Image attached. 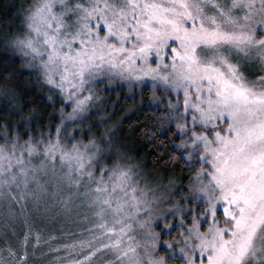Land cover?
Listing matches in <instances>:
<instances>
[{
    "label": "snow or ice",
    "instance_id": "1",
    "mask_svg": "<svg viewBox=\"0 0 264 264\" xmlns=\"http://www.w3.org/2000/svg\"><path fill=\"white\" fill-rule=\"evenodd\" d=\"M19 23L0 47L58 115L0 113L17 121H0V209L13 235L8 221L23 226L0 264H30V242L37 256V221L77 218L88 227L61 231L43 264H264V0H28ZM147 83L164 95L163 158L80 127L101 92ZM162 163L187 175L165 183L150 167Z\"/></svg>",
    "mask_w": 264,
    "mask_h": 264
},
{
    "label": "trees",
    "instance_id": "2",
    "mask_svg": "<svg viewBox=\"0 0 264 264\" xmlns=\"http://www.w3.org/2000/svg\"><path fill=\"white\" fill-rule=\"evenodd\" d=\"M27 1L28 0H0V39L3 38L5 30L9 29L10 23L16 30H20L19 12ZM5 55H11V61L6 62L3 59ZM5 69H14L16 71H13L11 73V78L6 80L4 78ZM22 72L25 71L21 59L15 55V53H6L4 48L0 47V113H2L3 109L10 105L12 101L18 107L17 112L23 111L24 115L46 113V110L45 112H43V110L47 107H41L47 103L43 93L36 89H32L30 86L27 87L28 75ZM5 86L13 90L11 94H5ZM151 95L150 90H145L142 93V103L137 98L133 100H125L123 98V105L125 104V107H127L126 110L128 111V117L125 120L119 119L121 128L120 133L126 147L125 151L130 155H134L137 159H151V154L153 152H156L158 156L163 158L166 152L172 151L170 137L161 133L159 125L154 118L158 117L165 108L162 107V105L157 104V100H153ZM8 96L12 97V100L10 99L9 101ZM151 103L156 104L157 108H153ZM29 105H31V108H29ZM120 108V106L119 109L116 108L119 110L116 118H120V113L122 110H125L124 108ZM5 119H11V117L0 114V121H4ZM112 121L113 122L109 125L107 124V129L117 128L115 120ZM54 122L56 123L55 119ZM95 131L97 134L99 133V129L95 128ZM173 139L175 142H179V137H174ZM153 140L155 141V144L152 143ZM161 141L163 142L164 148L157 150L156 144H160ZM150 167L164 175H167L168 173H172V175L178 177L187 175L186 168L183 172L176 171L173 173L172 169L175 168L176 165L162 163L159 165L152 164ZM180 167L183 168L185 166L181 164ZM178 183H186V181H179Z\"/></svg>",
    "mask_w": 264,
    "mask_h": 264
},
{
    "label": "rangeland",
    "instance_id": "3",
    "mask_svg": "<svg viewBox=\"0 0 264 264\" xmlns=\"http://www.w3.org/2000/svg\"><path fill=\"white\" fill-rule=\"evenodd\" d=\"M15 55H17L19 57V54L15 53ZM22 63H23V61H22ZM24 71L25 72H22V73L28 75L27 76V78H28L27 87L30 86L32 89H36L39 92H42L44 97H46L48 95H52V93L45 90L44 85L37 82V78L35 75H30L29 71L25 68H24ZM112 87L115 89L114 91L110 90V91H105V92L100 93L102 100L95 101V105L92 109L91 118L86 119L85 122L82 125H80V127L83 129L84 132H91L92 134H94L98 141H104V142L111 141L117 148L121 149L122 151H125L126 147H125L124 141L122 140V135L120 133L121 128H120V124H119V119L125 120L128 117V111L126 110L127 107H125V104L123 105V98L125 100H133V99L137 98L142 103V99H143L142 93L145 90L151 91V94H152L151 97L153 96V93L151 90L150 83L140 85V86L134 85L131 89H129L126 84L113 85ZM123 91H125V92H123ZM155 94L157 97L160 98V100H163L164 95L159 90V88H157ZM8 97H9V101H10V99L12 100V97H10V96H8ZM53 99H56V97L54 96ZM160 100H157V104H160V105H162V107L165 108V105L163 103H161ZM154 103H156V102H154ZM151 104H152L153 108H155V109L157 108L156 104H153V103H151ZM10 105L12 106L13 109L18 111V107H17V105H15L13 103V101L11 102ZM46 105H49L48 100H47ZM119 106L121 107L120 109L124 108L125 110H122V112L120 113V118H116L118 111H119V110H117V109H119ZM58 107H59V103H57V105H56V108H58ZM47 108H45L43 110V112H45V110H46V113H44V114H47L50 116L51 115H58V113L56 112V109H54L53 107L47 106ZM115 112H116V115H115ZM19 113L24 115L23 111L22 112L20 111ZM34 115L35 114L24 115V116H34ZM114 115H115V118H114ZM112 120H115V122L117 123V125H116L117 128H114V129L108 128L107 129V124L109 125L111 122H113ZM4 122L13 123V122H17V121H15L14 118L11 117V119H5ZM58 122L59 121L56 120V123H58ZM50 123H55V122H54V120H52V121H50ZM47 126L48 125L43 124V123L40 124V128H42V129H46ZM95 128L99 129L98 134L96 133ZM88 138H90V137L89 136L83 137V139H85V140H87ZM128 155H130V154H128ZM130 156L135 157L134 155H130ZM155 172H158V171H155ZM160 179L166 183L168 176L164 175L162 173ZM5 220H6V217L3 214V210L0 209V247H4L5 239H7V242L9 244H11L13 247H18L19 238L23 235V226L19 223H13L11 221H8V223L11 225V227H14L16 229V235H13L11 228L5 227ZM77 225H79V227L86 228V227H88V222L79 220L78 218H77V223H74V224H62L58 220L53 221L51 223L37 221L34 224V228L37 231L41 232L42 243H41V246L36 249L37 256L33 257V256H31L32 248H31V242H30V244H29V253H30L29 261H30V264H43L44 260L49 259L51 257V255H54V254H49L48 257H39V253L41 251H46L49 244L55 245V244L67 242V240L61 236V231H64V232L71 231V232L77 233L78 232V226ZM156 230L159 231L160 229L157 228ZM5 233H6V237L4 235ZM50 236L57 237V239L49 241L48 238ZM170 238L171 237H168V236L162 237V239H170ZM44 241H48V243H44Z\"/></svg>",
    "mask_w": 264,
    "mask_h": 264
}]
</instances>
